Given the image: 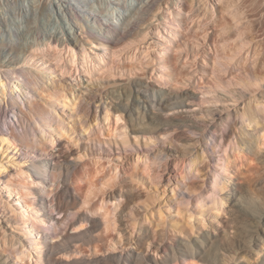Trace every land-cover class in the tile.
<instances>
[{
	"label": "bare ground",
	"instance_id": "1",
	"mask_svg": "<svg viewBox=\"0 0 264 264\" xmlns=\"http://www.w3.org/2000/svg\"><path fill=\"white\" fill-rule=\"evenodd\" d=\"M12 1H18V5L21 8L20 10L24 11V18L27 24H29L28 22L30 21L31 23L33 22L32 24H34L36 21L38 22V18H39V22H40L39 25H41L43 29L42 31H44L43 36L47 40V44L49 46H52L55 43H58L59 45L61 44L67 45L66 43L69 44V42L74 43L75 45L76 43L78 44V42H80L78 41L79 40L78 32H80L79 34L88 38V40H90L91 43L95 44V42H98V44L100 43L101 45H105V43L110 45L111 44L116 45L118 41L120 43L122 39L130 35L131 31L134 30V28L137 25H139V23H141L145 19L147 20L148 17L146 18V15L152 11L153 6L156 3H158L160 0H0V8H4L3 7L4 5L5 6L11 5L10 3H12ZM198 1L197 2L200 3L203 0H198ZM220 1H221V5H220L221 11L226 12L227 15H230V18H232V22L238 21L236 18L237 17L236 14H240V12L241 13L245 12V10H243V12L241 10V6L245 2V0L244 2H240V1L235 2L234 0H220ZM207 2L208 1H206V3ZM197 5L199 6V4ZM245 6L243 7L245 8ZM248 7L246 8L247 10ZM199 10L201 11L200 13L198 12ZM193 12H195L194 9ZM197 12L198 13L195 14V17L198 19L201 15L205 16L208 13V11L206 12L205 7L201 8V6L198 7ZM221 18L224 19V17ZM6 20L7 19L4 16V13L0 11V113L1 111H5V112L8 111L10 114H12L11 116L12 118H9L10 114L7 117L5 114V119L4 120L2 119V124L0 122V148L4 149L7 152L9 150L7 156L10 155L11 157L9 156L8 157L10 159L12 158V161H9L11 162V171H16V173L21 175L20 177L23 176V180H22L23 182L21 183V185L26 190V193L22 194L19 191L16 192L15 191L16 188L12 187V185L10 186L9 184H6L5 189L10 190V192L15 191L17 195L19 193L22 196L23 195L31 196L30 201L27 204L28 206L26 207H30L32 213L30 214L26 212L28 214L27 217L25 216L26 214H21V217L22 218L26 217V219L27 218L30 219V221L24 220L22 222L24 226H29L26 223L31 222L29 223L31 224V228L28 227L27 228H28V233L31 235L33 234L32 236H33L34 244L36 248H38L37 251L38 256L37 258H35V263L36 264H248L247 262L245 263L243 259H240V257L239 258L237 257L238 252H235L233 251L234 249L233 250L231 249L229 241L226 240L227 242H224L223 239V242H221L220 240L222 239L219 240V237L215 234L216 232L215 233L211 231L209 232V230L204 231L206 228L200 232L197 238L193 240L192 239L185 240L184 238L180 239V237L174 238V236H172L173 238L169 237L171 234L169 236L167 234L168 231L171 232L170 229L171 226L169 224L170 222L166 221V219L164 218L163 219L160 218L162 214L160 210L154 212L153 208H151L147 204H146V210H144L145 211L144 214H147V216H145L143 221L149 222V220L153 219V221L150 222L153 223L152 227H154L155 229L151 228L153 232H151V230L149 231L148 230L149 227L148 226H147L148 228L146 227V222L145 224L143 223V227L139 226L142 224L141 217L143 213L139 212L138 209H130L128 203L131 202L128 201L133 194L129 196L130 192L128 193L126 192V190H123L122 188L124 187L123 185H121L122 187L117 186V188L120 187L122 189V190L120 189L121 191H124L128 194L127 195L125 193L126 194L125 199L127 200L126 202L128 203L126 204L124 203L123 205H120L121 204L120 202H119L120 204L118 202H117L118 204L116 203L115 196H112L114 195L112 194L113 191L111 193L112 195H110L109 198L108 194H106L105 191L104 192L101 190L99 191L101 187L98 189L94 187L93 183L86 184L85 176L77 172L78 170L77 168L79 167L78 162L72 160L69 157L70 156L69 154L67 155V152H69V148H70L68 146V142L62 141L60 140V138H56L57 137L56 133L66 134L67 137H70V139L77 141L80 139V136L76 131V125H77V129L83 131L89 130L88 131L89 134H93L94 128H99L101 126L98 123L99 122L98 111L100 112L105 111L106 113L108 111V107L107 105L104 104L102 99L103 93L105 92L104 91L105 88L102 84H96V85L92 83L89 84L90 81L89 82L87 81L88 84H85L83 81L81 82L80 79H78L77 76L78 74L76 75L75 73L71 74V76L68 78L70 80L69 83L65 84L63 80L66 81L65 79L67 77L65 79H61V77L57 75L59 78L57 76L56 78L54 77L53 75L54 73L52 71L41 73L38 68L33 69L20 65V61L22 62V60L21 59L19 60V57H21L22 53L29 52L31 53L32 56H34V52L32 50L33 49L38 50L39 48H34L33 47L34 45H31V43L33 44L34 42L31 41H29L30 42L29 46H27L28 42L27 45L26 44L20 45L21 41L19 40L18 34L22 35L24 33V30H27L26 29L27 24H25L22 19L18 20V25H19L17 27L18 29L14 27L17 30H11L6 25L7 22ZM224 20L226 22H224ZM224 20H223L224 23L221 24L220 22V24L221 26L222 25L224 26L225 30L227 31L226 36H228V34H231L230 32L232 31L234 25L232 24L231 20L230 21L226 19ZM251 20L250 22H248L249 20L247 22L250 24ZM198 21L199 20H197V22ZM49 23L51 24V28L47 29L46 27ZM248 26L247 29L250 28V27L248 28ZM56 28L57 30H54ZM155 30L157 31L158 34L159 27L155 26ZM217 30L219 31V29ZM13 31L14 34L12 33ZM203 31L204 30H202V32ZM212 34L209 33V35L207 36L209 37L208 39H210ZM24 35H26V33ZM228 37H229L228 39H231L230 36ZM22 39L25 40L23 37ZM228 39L225 36L224 37L221 36V40L219 42H223L222 43L223 47L221 48L223 49L224 52L226 50V47L230 48V50L229 48L228 50L231 51L232 53L228 54V57L230 56V62H228L227 60V63L228 65L233 66L238 61H240L238 57H236V54L240 51L235 52L236 50H239L237 48L240 47L239 44L238 45L234 44L233 47L231 41L230 44H228L229 43ZM247 39L248 40H246L245 43L243 42L245 47L244 56L242 57L243 60H241L238 65H240L239 67L248 70L247 58L250 57L249 58L250 60L251 58H253V62L252 63L250 62V64H253L251 68V73L255 78L254 80L255 82H252V79L251 81L247 79L246 80H242L240 78L238 79L240 81V83L239 81L238 83L241 84V86L245 89L244 91L246 92L248 91L249 96H251L249 98L247 97L249 99L248 101L246 100L247 102H245V99L242 100L243 93L242 95L239 94L241 96H238L237 94H234L232 91L227 92L228 96L226 95L227 99L225 101L230 100L233 102L234 105L239 103L241 100L244 101V105L239 108L235 107V112L232 114L230 124L227 123L229 124L228 128L226 126L227 130L224 129V132L226 130V133L223 132L224 135L222 134L224 138H228V136L230 137V134L231 135L234 134L235 132L234 129L237 127V124H239L242 121L241 118H245V121L247 122V126H250L251 124L256 126L259 122L258 120H260L259 117L263 116L264 114V111L262 114V110L264 109L261 110L259 109L260 103L261 104L264 103V91L260 90L259 89L260 87L259 88L252 87L254 84H256L257 81L260 80L264 81V62H262L261 60V55L259 57V54L260 53L262 54V51L260 52L259 51L260 48L258 49V47H261V45L260 46L259 44L257 45V41L256 43L253 42L254 41L253 38L250 39V37H248ZM21 43H25V41ZM47 44L45 45L48 46ZM56 45L54 46V48H57ZM214 45L217 49L218 48L217 44ZM241 46L243 45L241 44ZM221 48L219 49L221 50ZM234 49L235 51H233ZM249 50H250V54H249ZM72 52L73 51H71V53ZM114 53L116 54L115 51ZM114 53L112 54L114 55ZM245 53L246 55L248 54L247 55L248 57L245 55ZM83 54H85L83 57V63H85L88 66L89 65L88 63L90 62L89 60L87 62V58H89L88 54L86 51H84ZM199 54L200 53H196V56H199ZM225 55L227 56V54ZM35 56L38 55L35 54ZM192 57H194V53ZM236 58L238 59V61ZM28 59H31V57ZM73 59L75 58L73 57ZM75 61L74 60L72 61L73 64ZM196 62L198 61L194 59V61L191 62L190 65L187 64L188 68H191L193 70L192 73L194 72L193 73L194 76L191 77L193 80L194 77L196 76L198 77L196 71H199V69H197L198 63ZM213 63L212 65H214ZM205 65L206 64H204L203 66ZM228 67L229 66H227L226 68ZM233 68L229 67L228 72L224 70L225 74L227 73L226 75H228L229 77L231 76L234 77L235 75L233 74L232 71ZM234 71L237 70L235 69ZM146 82L147 81L145 82L142 81V79L141 80L136 79L131 82L133 88L136 91L135 94L138 93L139 97L137 95V98H134L132 100L130 99V102L127 101V99H125V101H127L125 102L121 100L122 98L120 99V97H118L116 94L117 96L115 97L116 101L114 100L116 103L115 107L117 111H121L125 113L131 133L135 134V136L138 134L151 135L156 133L160 135L170 130L178 131L184 128L201 131L200 125L196 122V120L192 119L187 114L188 113L187 110L185 112H181L178 114L173 113L172 115H169L167 113L169 111L176 110L179 108L191 107L189 106V104H187V102L192 101V99L196 98V95L194 96L190 94L188 90H183L181 92H178L179 90L177 92L161 90L156 88L157 86L155 87L153 85L154 86L153 87L147 85L148 82L147 83ZM220 83L221 81H219L218 84L217 83L215 84L219 86L221 85ZM186 86H191V85L190 83H187ZM52 87L62 88L63 94L61 97L59 96L60 98L55 96L53 99L47 102V99L51 97V93L49 92H51ZM115 90L113 91L115 92ZM210 92H211L210 90L207 91V93ZM44 93L49 97H45ZM214 98L217 101L222 100L221 97L218 96V94ZM47 103L49 105H47ZM67 106L70 108L71 112H73L72 114H66L65 108ZM60 110H62V113L59 112ZM209 113L207 115H210L209 118L211 120L214 119L219 114L218 112L215 113L213 112L210 114ZM72 115H75L77 117V119L75 120V125L67 120V118H70V116ZM239 119H241L240 122ZM18 126L22 129L18 130L19 128ZM242 127L243 126L241 125V128L238 131V135L234 136L237 138L239 150L238 152L232 153L233 155L232 158L230 157V155L226 156L230 161H226L224 165V170L228 172V174H233L236 180H238L240 183L239 187L236 188L235 187L236 185L232 187L233 190L237 189L238 191L237 193H239L238 195L239 199L235 198L237 195L235 197H231L232 199L229 202V206L231 207L229 209L231 213L230 215L231 220L229 221L232 223V225L234 224V226H236V232L240 236V240L238 239L237 241H240V243L248 250L253 247H258L257 242L261 238L259 233L260 226H264V156L263 158H259L255 150L256 148L254 149V145H253L255 141H257L255 143H258L259 141L258 146L259 145L264 146V134L263 135L256 134L257 135V139H256L254 136H252V134L250 135L245 133L244 131L245 129H243ZM257 131L259 132V130ZM97 140L101 141L98 138ZM122 141L121 142L124 147H127L126 145L130 143L129 139H123ZM231 148L230 150H232ZM160 153L161 152H159V150H154L151 154V157L153 159V160L151 159L152 160L151 162L154 161L153 163H155L157 160H159V156L161 155ZM138 155L136 157H138ZM2 162L3 161L0 160V172L1 174L2 173L4 174L6 173L4 172L5 165ZM135 163L136 161L134 160V165ZM116 165L114 166L117 168ZM116 168L114 169L115 171L118 169ZM132 175L134 176L136 174H133L132 172ZM82 181L83 184L81 183ZM106 181L105 182L101 181L102 183L101 186L102 185L104 186ZM225 183H227V179L222 181L221 190H224ZM213 187H214V183H213ZM224 198L226 197H222L221 199L223 200ZM107 199L110 200L111 203L113 202L112 200L115 201L114 203H112L113 204L112 206L105 204V202L108 201ZM199 203H201V201ZM1 205H0V213L4 214L6 213V211L3 209L5 206L2 205L3 207H1ZM127 210L130 211L131 214L133 213L134 216L132 215L133 216L132 218H128L129 216L126 218L125 212ZM14 211H12V213ZM114 211L116 212V215L118 214L119 216H115L113 213ZM187 211L189 212L188 209ZM219 211H221V209ZM138 212L142 213L141 217H139L141 218V220L137 216ZM188 212H185L186 213L185 215H187ZM33 213L37 214V217L34 216ZM156 213L157 215H159V218L156 217ZM18 215L20 214L18 213ZM179 215H182L181 212ZM189 217H192V215ZM189 217L186 216V218L188 219ZM14 218L16 220L17 219L19 220L20 217L18 216L17 218V216L16 217L14 216ZM249 222H253L255 224L249 225ZM128 223L129 226L131 225V227L132 226L141 227L140 228L141 234L138 237L136 238L132 237L133 233H130L132 230L131 229H130L131 231L129 230L130 227L128 226ZM155 223H157L156 226ZM190 224L192 223L189 222V225ZM182 225L181 227H183ZM6 239L8 240V238ZM7 245H10L9 240ZM11 245H14V243H12ZM89 247L92 249V252L90 254L88 253L89 251L87 250V248L89 249ZM24 252L23 251L19 252L20 254L17 253L15 255V258L17 256L16 259H20L18 261L21 260L23 261ZM28 252L29 253L26 256L28 257V259H30L33 256H31L30 251ZM262 256H261L262 258L259 261H257V263L252 262V264H264V254Z\"/></svg>",
	"mask_w": 264,
	"mask_h": 264
},
{
	"label": "rangeland",
	"instance_id": "2",
	"mask_svg": "<svg viewBox=\"0 0 264 264\" xmlns=\"http://www.w3.org/2000/svg\"><path fill=\"white\" fill-rule=\"evenodd\" d=\"M197 1L198 0H193V1L160 0L158 3L154 5L155 7L153 6L151 11L152 13L149 12L146 15V18L148 17L147 20L145 19L141 23H139V25L135 27L136 29L134 28V30L131 31L130 35L122 39L120 43L118 41L116 45L115 44L110 45L106 43L105 45H101L100 43L98 44V42H95V44L91 43V41L88 40V38L79 34L80 32H78L79 35L78 41L80 42H78V44L76 43V45L71 42H69V44L65 42L67 45L65 44L59 45L58 43L55 44L52 43L53 45L49 46L47 44V40L43 36L44 31H42L43 29L41 25H39L40 24L39 18H38V22L36 21L34 24H32L33 22L31 23L30 21L28 22L29 24H27L24 18V11L20 10L21 8L18 5V1H12V3H10L11 5H7V6L4 5L3 6L4 8H0V11L4 13V16L7 19L6 25L11 30L18 29L17 27L19 26L18 25L19 19H22L23 22L27 24L26 27L27 30H24V33L22 35L18 34L19 40L21 42L25 41V43L20 42V45L22 44L27 45L28 42L27 46H29L30 45L29 41H31L35 43V44L31 43V45H34L33 46L34 48H39L38 49L39 51L37 49L35 50L32 48L33 49L32 51L34 52V56H32L31 53L29 52L22 53L21 57H19V60L21 59L22 62L24 63L20 61V65L33 69L38 68L41 73L52 71L54 73L53 74L54 77L58 75L59 77H61V79H65L67 77L65 79L66 81L63 80L65 84L69 83L70 80L68 78L71 76L72 73H75L76 75L78 74L77 75L78 79H80L81 82L83 81L85 84H88V82L90 81L89 84L91 83L95 85L102 84L105 88L104 90L105 92L103 93L102 99L104 104L107 105L108 111L107 113L105 111L104 112L98 111L99 122L98 121L97 122L101 126L99 128H94L93 134H89L88 132L89 130L83 131L77 129V125H76V131L78 132L81 140L79 139L77 141H74L70 139V137H67L66 134H60V133H56L57 137L55 136L56 138H60V140L62 141L68 142V146L70 148H69V152H67V155L69 154L70 155L69 157L72 160L78 162L79 167L77 166L78 167L77 172L85 176L86 184L93 183L94 187L98 189L101 187L99 191L100 190L103 192L105 191V193L108 194L109 198L110 195L114 194L112 196H115L116 203L120 202L121 203V204L119 203L120 205L131 202L128 203L130 209H138L139 212L143 213L142 214L138 212L137 215L139 218L141 217L142 214L141 217L142 220L141 218H139L142 224L140 223L141 225L139 226L143 227V223L145 224L146 222V227L148 226L150 229L148 227L147 228L149 231L151 230V232H153L151 228L154 227H152L153 223L150 221H153V219L149 220V222L143 221L145 216H147V214H144L145 212L144 210H146V204L149 205L151 208H153L154 212L160 210L162 213L160 218L162 219L164 218L166 219V221L170 222L169 224L171 226L170 228L171 232L168 231L167 234L168 236L171 234L169 237L173 238L172 236H174V238L180 237V239L184 238L185 240L186 239L193 240L197 238L200 232L206 228L204 231L209 230V232L210 231L213 233L216 232L215 234L219 237V240L222 239L220 240L221 242H223V239L224 242L229 241L231 249L232 250L234 249L233 251L235 252L238 253L240 252L239 253L240 255L237 253V257L243 259L245 263L246 262L248 264L249 263L252 264V262L257 263V261H259L263 257L262 255L264 254V226H260L259 233L261 238L257 242L258 247H253L247 250V248H245L240 243V241H237L238 239L240 240V236L236 232V226H234V224L232 225V223L229 221L231 220V216H230L231 213L229 211L231 207L229 206V202L232 199L231 197H235L236 195L237 196L235 198L239 199L238 198L239 193H237L238 192L237 189L233 190L232 187L236 185L235 187L237 188L239 187L240 183L238 180H236L233 174H228V172L224 170V165L226 161H230L226 156L230 155V157L232 158L233 157L232 153L238 152L239 150L237 138L234 136L238 135V131L241 128V125L243 126L242 128L245 129L244 130L245 133L250 135L252 134V136H254L256 139H257V135L264 134V114H263L264 110H262L263 116L259 117L261 121L258 120L259 122L256 126L253 124L247 126V122L245 121V118L240 117L242 121L240 122L241 119H239L240 123L238 122L239 124H237V127L234 129L235 135L230 134V137L228 136V138H224L223 132L224 129H226V126L228 128V125L230 124L232 114L235 112V107L239 108L244 105V101L241 100L239 103L234 105L233 102L230 100L225 101L228 96L227 92L232 91L234 94H237L238 96H241L243 93L242 100L245 99V102H247L249 100L248 98L251 96H249L248 91L247 92L244 91L245 89L241 86V84H239L240 81L238 79L239 78L242 80L247 79L250 81L252 79V82H255L254 81L255 78L251 73V68L253 64H250V62L251 63L253 62V58H251L250 60L249 59L250 57L247 56L248 54L246 55L245 53V55L248 57L247 58L248 70H245L239 67L240 65H238L239 62L243 60L242 57L244 56V50H245L243 42L245 43L246 40H248L247 39L248 37H250V39L253 38L254 40L253 42L255 43L257 41V45L258 44L259 46L261 45V47H258V49L260 48L259 51L260 52L262 51V54L260 53L259 57L261 55V60L262 62H264L263 60L264 0L263 1L245 0V2L244 0H234L235 2L236 1L244 2L241 6V10L242 12L243 10H245V12L243 13L240 12V14H236L237 16L236 18L238 21L237 22L233 21L235 23L232 22V18H230V15H227L226 12L221 11L220 0H205V1L203 0L200 3H198L199 1L198 2ZM206 1L208 2L206 3ZM197 4H199V6ZM200 6L201 8L205 7L206 12L208 11V13L205 16L201 15L198 19L195 17V14L201 12L200 10L197 12L198 7ZM243 6H245V8ZM247 7L248 10L250 11L246 9ZM192 8L194 9L195 12H193ZM157 9L158 10L160 9L159 12ZM221 17H224V19L228 21L231 20L232 24L234 25L232 28V31L234 30L233 31L234 34L231 30H230L231 34H228V36H230L231 39H228L229 37L226 36L227 31L225 30L223 25L221 26V24L226 22ZM197 20H199L200 23L199 21L197 22ZM250 20L251 23L249 24L248 22H250ZM155 26L159 27L158 34L157 31L155 30ZM247 26L248 28L249 27L250 28L247 29ZM14 27L17 29H15ZM46 28L47 29L51 28V24L49 23ZM195 29L198 30L196 31ZM217 29H219V31ZM54 30H57V28ZM199 30L201 31V33ZM202 30L204 31L202 32ZM12 33L14 34V31ZM25 33L26 35H24ZM209 33L210 34L214 33L212 34L210 39H208L209 37H207ZM221 36L227 37L229 42L228 44H230L231 41L233 47L234 44L237 45L239 44V47L241 48L240 49L236 47L239 50L235 51L236 48L233 50L235 52L240 51L236 54V57H238L240 61H238V59L236 58L238 62L236 61L237 63L233 66H230L227 63V60L228 62H230V56L228 57V54L232 52L229 51L230 50L229 47H226V50L224 49L225 52L223 51V49L221 48L223 47L222 46L223 42H219L221 40ZM22 37L25 40H23ZM45 44H47L48 46H46ZM214 44H217L218 46L217 49ZM241 44L243 46H241ZM55 45L57 48H54ZM68 45H70L73 50ZM109 48L112 49L110 50ZM219 48H221V50ZM71 51L73 52L71 53ZM84 51L87 52L89 57L87 58V62L88 60L91 62L88 63L89 64L88 66L85 63H83V57L85 55L83 54ZM114 51L116 52V54L114 53ZM112 53H114V55ZM193 53H194V57H192ZM196 53H200L199 56H196ZM35 54L38 56H35ZM225 54H227V56ZM249 54H250V50H249ZM225 56L227 59L225 58ZM30 57L31 59H28ZM73 57L75 59H73ZM194 59L198 61L196 63H198L197 69H199V71H196L198 77L197 76H196L197 78L194 77V80L196 79L195 81L191 78L194 76L193 75L194 72L192 73L193 70L191 68H188V65H190L191 62L194 61ZM73 60L74 61L76 60L74 64L72 62ZM140 63L143 65H141ZM212 63L214 65L216 63V65L215 66L212 65ZM204 64L206 65L203 66ZM226 65L232 68L234 67L233 69L237 70L234 71L232 69L233 74L235 75L234 77L232 76L229 77L228 75H226L227 73L225 74V71L228 72L229 69V67L226 68L227 67ZM63 66L65 69L63 68ZM223 68L225 71L223 70ZM132 79L133 80L142 79V81L148 82L147 85L149 86L154 85L155 87L157 86L156 88L161 90H168L173 92H177L178 90H179L178 92H181L183 90H188L190 94L194 96L196 95V98L192 99L193 102L192 101L187 102V104H189V106L191 107L179 108L176 110L169 111L167 113L169 115H172L173 113L178 114L181 112H185L187 110L188 113L187 112L186 113L192 119L196 120V122L201 127V131L184 128L178 131L170 130L160 135L156 133L151 135L138 134L135 136V134L131 133L125 113L121 111H117L115 107L116 105L115 97L118 96L120 97V99L122 98L121 100L123 101L127 99V101L129 102L130 99L132 100L134 98H137V95L139 97L138 93L135 94L136 91L131 83L133 81ZM183 80L186 82V84L190 83L191 86H186ZM219 81H221L220 83L221 85L217 86L215 83L218 84ZM252 87L253 88L260 87L259 89L264 91V81L263 80L257 81L256 84H254ZM113 90H115L116 93ZM208 90H210L211 92L207 93ZM111 92H114L115 94ZM49 93H51V97L47 96L44 93L45 97H49L48 99L46 98L47 102L53 99L55 96L60 98L63 94L62 88H57V87L56 88L52 87V90ZM217 94L218 96L221 97L222 99V100L220 99L221 101H217L214 98L215 96H217ZM47 105L49 104L47 103ZM66 108H65L66 114L73 113L71 112L68 106ZM259 109L260 110L264 109V103L262 104L260 103ZM59 112L62 113V110H60ZM209 112L210 113L218 112L219 114L214 119L211 120L209 118L210 115H207ZM5 114L7 117L9 116L10 113L8 111L7 112L1 111L0 113L1 124H2V119L3 120L5 119ZM11 116L12 114H10L9 118H12ZM76 119L77 117L75 115H72L70 116V118H67V120L74 125ZM253 128L256 129L254 130ZM21 129L22 128L20 127L18 128V130ZM226 130L224 133H226ZM257 130H259V132ZM97 138L100 139L102 142L98 141ZM123 139L130 140L129 141L130 143L128 142L129 144L126 145L127 147L123 146L122 144ZM255 142L253 143V145H254V149L256 148L255 150L257 152V156H259V158H263L264 146L261 145L258 146L259 141L258 143ZM256 145L258 146V148ZM224 147L228 149H225ZM229 147L232 150H230ZM222 148H224L225 150ZM3 150L4 149L0 150V155H1L0 160L3 161L2 163L5 165L4 172L6 173L4 174L2 173L3 174L2 175L0 172V205L3 203L2 205L5 206L3 209L6 211V213L4 214L0 213V264H36L35 258H37L38 256L37 253L38 248H36L34 244L33 236H32L33 234L31 235L28 233V228H31V224L29 223L31 222L26 223L29 226H24L22 224L24 220L30 221V219L27 218L28 219L27 220L26 217L28 215L27 213L31 214L32 212L30 210V207H26V206H28L27 204L30 201L31 196L30 195L22 196L19 193L18 195L16 194L17 191H19L22 194L26 193V190L21 185V183L23 182L22 181L23 176L20 177L21 175L16 173V171H11V162L9 161H12V158L11 159L9 158L11 157L10 155H8L9 157L7 156L9 150L8 152L5 150L3 152ZM154 150H159V152H161L160 153L161 155L159 156V160H157L158 162L156 161L157 163L156 162L153 163L154 161L151 162L153 160L151 154ZM137 155L138 157H136ZM137 158H139L140 160ZM134 160L136 161L135 165H134ZM114 165H116L118 169ZM113 167H115L117 170L115 171L114 170L115 168ZM132 172L137 176L136 175L133 176ZM225 179H227V183H225L224 185L225 186L224 190H221L222 181ZM101 181L102 182L106 181L104 186L103 185L101 186L102 184ZM81 183L83 184V181ZM213 183H214V187H213ZM6 184L15 187L16 192L15 191L10 192V190L5 189ZM121 185H123L124 187H122ZM117 186L122 187L123 190H126V192L128 193L130 192L129 196L133 194L131 197L132 199L130 198L131 200L129 199V201L126 202L127 200L125 199L126 198L125 195L127 193L121 191L122 189L120 187L117 188ZM222 197H226V198L222 200L221 199ZM227 197L229 198V200ZM108 201L105 202V204L109 206H112L113 205L112 203L115 202L114 200H112L113 201L112 203L110 200ZM198 201L199 202L201 201V203H199ZM2 205L1 207H3ZM12 209H14L15 211ZM187 209L189 210V212L187 211ZM220 209L221 211H219ZM12 211L14 212L12 213ZM184 211L188 212L187 215H185L186 213ZM180 212L182 215H179ZM18 213L20 215H18ZM113 213L115 216H119L118 214L116 215L115 211ZM21 214H26L25 215L26 217L22 218ZM125 214H126L125 215L126 218L128 216H129L128 218H132L134 216L133 213L131 214V212L128 210L125 212ZM13 215L15 217L17 216V218L19 216L20 217L19 220L18 219L16 220ZM33 215L37 217V214L33 213ZM191 215L192 217H189ZM186 216L189 217L190 220L186 218ZM156 217L159 218V215H157V213H156ZM189 222L192 223L193 225L190 224L191 225L190 226ZM156 224L157 223H155V226ZM254 224L255 223L253 222H249V225H254ZM181 225L183 227H181ZM139 226L131 227L130 225L129 226L130 228L128 227L129 230L130 229L132 230V231L130 230L131 232L129 231L130 233H133L132 237L136 238L141 234L140 233L141 227ZM190 227L192 230L190 229ZM225 230L228 231L226 232ZM6 238H8L10 245H7L8 240ZM12 243H14L15 246L11 245ZM87 250L89 251L88 252L89 254L92 252V249L90 247L89 249L87 248ZM22 251L23 252L25 251L23 253V261L22 260L18 261L20 259H16L17 256L15 258V255L17 253L20 254L19 252ZM28 251H30L31 256H33L30 259H28V257L26 256L29 253Z\"/></svg>",
	"mask_w": 264,
	"mask_h": 264
}]
</instances>
